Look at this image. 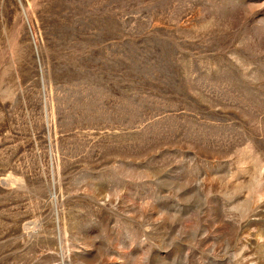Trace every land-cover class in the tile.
Listing matches in <instances>:
<instances>
[{"label": "rangeland", "instance_id": "374dc122", "mask_svg": "<svg viewBox=\"0 0 264 264\" xmlns=\"http://www.w3.org/2000/svg\"><path fill=\"white\" fill-rule=\"evenodd\" d=\"M0 264H264V0H0Z\"/></svg>", "mask_w": 264, "mask_h": 264}]
</instances>
